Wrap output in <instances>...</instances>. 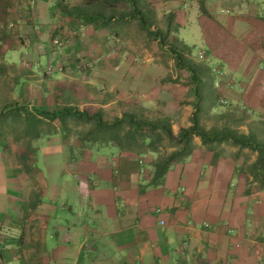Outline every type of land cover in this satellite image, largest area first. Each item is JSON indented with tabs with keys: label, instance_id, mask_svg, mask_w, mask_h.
<instances>
[{
	"label": "crops",
	"instance_id": "1",
	"mask_svg": "<svg viewBox=\"0 0 264 264\" xmlns=\"http://www.w3.org/2000/svg\"><path fill=\"white\" fill-rule=\"evenodd\" d=\"M206 5L207 15L199 14L196 25L211 64L231 73L229 88H217L223 102L241 103L263 115L264 0L248 1L236 10L210 11ZM36 9L48 30H35L27 51L10 50L17 61L31 64L43 57L52 64L67 60L63 64L68 66L74 58L91 54L101 56L103 65L91 66L85 78L76 70L75 78L66 75L67 69L56 70L43 85L21 74L16 83L24 94L18 100L17 88H11L7 91L11 101L1 109L22 104L48 111L64 95L65 106L81 105L82 99L89 108L108 110L134 100L145 106L157 104L169 120L181 107L188 110L182 91L166 84L167 71L150 65L155 57L145 56L149 64L142 69L133 66L125 53L105 60L112 37L107 27L63 17L72 20L71 27L60 31L58 24L52 25L56 8L39 4ZM55 33L76 39L72 49L47 51L46 40ZM83 78L89 84L85 93L76 85ZM44 138L39 155L45 174L34 168L36 163L19 164L5 147L0 150V264L264 263V187L262 193L244 197L231 160L205 150L201 142L194 140L189 156L169 168L162 186L141 192L152 175L142 179L143 168L148 173L150 167L139 160L142 155L110 144L71 143L61 134ZM34 184L37 192L31 195ZM57 202L62 215L51 205ZM57 218L50 228L48 223ZM204 224L209 228H202ZM255 235L259 243L251 241ZM183 241L187 244L181 248Z\"/></svg>",
	"mask_w": 264,
	"mask_h": 264
},
{
	"label": "rangeland",
	"instance_id": "2",
	"mask_svg": "<svg viewBox=\"0 0 264 264\" xmlns=\"http://www.w3.org/2000/svg\"><path fill=\"white\" fill-rule=\"evenodd\" d=\"M138 2V7L144 13L146 18L147 27L143 28L140 25V16L132 14V6L130 1H117L113 2L111 0H35L34 4H31L29 0H0V121H12L10 118H5L7 111H14L15 107L11 104V108L9 110L1 109L5 103H9L11 100V93L7 94V91L11 92L14 88H17V94L14 95L18 100L21 99L24 93H20L18 90L21 88L19 83H16L17 76H21V74L30 76V80L33 83H37L38 85H43V81H48L50 78V72L47 71L48 67H51L53 71H66V75L69 78H75L74 74L78 71L79 74L88 71L91 66L103 65V59L100 60L101 56H92L83 55L80 58H74V62L71 65H65L62 63H47L43 57H41L39 62L28 63V62H20L18 60V56L13 57L10 50H20L27 51L28 46L32 42V35L34 31L47 32V26L41 18L37 17V9L36 7L40 5H45L48 9L56 8V12H52V18L54 21L52 25H59V30H63L66 27L70 30L69 23L72 21L70 19L64 20V16L60 14V10L56 6V3L61 2L63 5L67 7H81L83 10L88 13H98L101 14V17L104 16L108 18L112 16L114 19L110 21L108 25V29L110 30V42L109 50H106V53L112 51V56L110 58H105V60L112 59L117 53L126 54L127 60L133 64V66H138L139 69L146 64L145 56L155 57L157 60L154 62H150L152 68L160 69L167 71V75L165 78L166 84L175 86L180 91H182L183 96L182 99L186 97L188 102H185L184 106L188 107V110L181 107L178 112H176L171 118L170 121L171 127H174L173 134L177 136L180 130L187 129L191 127V117L193 114V104L195 102L194 96L192 94V86L190 83L189 74L185 71L178 69L175 65L174 56L171 53V49L174 47L178 53L184 55V57L197 65L205 66L204 63L209 67H212L211 73L216 75L218 78L215 80L212 75L209 77L207 75L203 76L202 82L203 86L200 88V94L202 97L201 100V108L199 113V121L200 126L209 131L212 127H223L229 126L232 129L239 131L240 133L247 134L250 130L254 132L257 136L258 140L264 142V114H260L259 112L252 111L245 107L241 103H224L223 97L217 89L220 85H224L229 88L231 85V73L228 69L224 70L220 68V66L212 65L211 61L208 59L206 52L203 47L202 34L199 27L196 25L198 23L197 17L201 13V4L205 9L206 7L210 11H219V9L224 8L228 10H236L240 4L246 3L251 0H136ZM31 9L33 11H31ZM8 10V11H7ZM34 15V16H33ZM31 18V20H30ZM33 18V19H32ZM80 22L88 24L83 19ZM57 21V22H56ZM178 21V22H177ZM201 22V20H200ZM55 23V24H54ZM202 27L204 23L201 22ZM23 28H22V27ZM187 27L184 31L183 28ZM46 29V30H45ZM57 29V28H56ZM24 31V32H23ZM52 31V28H51ZM157 31H161L163 36H166V39L163 41V44H160L159 40L154 39L153 36H150V33H156ZM182 31V32H181ZM180 34V38L178 35ZM183 41L184 44L190 46L188 51L185 52L183 50V43L179 40ZM54 40L62 41V47L59 49H55L53 45ZM76 39L69 38V35L66 39H62V35L60 33L52 34L49 39L46 40V49L51 52H64V47H71ZM116 40V41H114ZM174 45L172 48L171 46ZM185 46V45H184ZM7 51L10 52L8 56H6ZM203 51L205 53V59L202 61L197 60V52ZM68 53V52H67ZM73 53L76 55L77 52ZM106 53L103 55L106 56ZM72 54V53H70ZM5 55V57H1ZM103 58V57H102ZM14 61V62H13ZM18 66L16 69L12 66ZM149 65V66H150ZM73 69H72V67ZM42 68V71L39 68ZM39 70V71H38ZM76 70V72H75ZM213 70V71H212ZM220 70V71H218ZM32 71V72H31ZM39 73L38 77L34 76V73ZM214 72V73H213ZM226 74L227 77H222ZM88 75V74H86ZM84 75V78L85 76ZM79 77V76H77ZM78 81L76 85L82 92H87L89 84H85V79ZM66 84L70 85L67 79H63ZM77 81V80H75ZM80 82V83H79ZM216 84V85H215ZM184 86V87H183ZM171 87V86H169ZM187 88V89H186ZM21 90V89H20ZM187 91V92H186ZM12 95V96H13ZM10 99H9V98ZM181 99V100H182ZM58 105L52 104L50 110H38L40 112H48L54 113L60 109L65 107H72L75 109L77 114L85 113L89 117L91 113L96 112L95 115H100L101 121L105 123H111L115 119H120L123 115H129L135 117L136 120L139 118H144L147 120H157L159 118L165 117L164 108L160 105L153 106H145L144 103L137 102L136 100L130 101L128 103L121 102L118 105H115L114 110L108 109H100V108H89L86 106L85 99H82L81 105L73 106H65V102H67V98H64V95L58 99ZM185 101V100H184ZM13 103V102H12ZM2 104V106H1ZM98 104V103H97ZM22 108V120L28 115H33V107L29 109L27 106L20 104ZM120 116V118H119ZM38 121H45L40 124V131L43 133H47L52 131L62 135L67 141L71 143L78 142L82 144V137L94 138L96 135L91 131L94 128L93 122H84V118L79 119H70L68 120V133H62L60 131L59 122L50 123L43 116L37 115L36 118ZM169 119V118H168ZM26 120V119H25ZM28 121V120H26ZM89 121H96L94 118H91ZM9 124V123H8ZM19 126V125H18ZM20 127V126H19ZM125 129L129 128V125L125 123ZM51 128V129H50ZM23 126L20 127L17 131L13 127H4L0 124V150L5 147L8 153H10V158L12 161H17L19 164L23 162L22 165H25L24 162H34L36 166L34 168H38L41 170L43 174L45 172L42 168V158L39 155L41 153L39 150L45 144L44 137L39 139H29V137L22 136ZM22 130V131H21ZM122 134V133H121ZM194 140L201 142L198 137H193L190 142L189 149L193 150ZM110 145H114L109 143ZM124 147L129 148L128 142H122ZM168 139H164L158 147V155H152L148 152L142 154V157L139 160L142 163H149L148 173L146 169L143 168V180L152 173V165L156 163L157 159L160 156H167L172 153V151H179L176 146ZM201 145L205 150L216 152L222 158L231 160V163L234 165L235 170V180L238 179V187L242 190V194L244 197L249 196L250 194H260L262 193V188L264 187V183H261V178H256V173L252 169L253 161L256 159V154L247 149H237L228 143H213L211 145ZM176 147L177 149H174ZM130 149V148H129ZM147 148L144 150L146 151ZM131 152L139 155L142 150L137 145L131 146ZM180 152V151H179ZM2 151H0V154ZM141 156V155H139ZM21 157V159H20ZM35 157V158H34ZM142 158V159H141ZM150 171V173H149ZM36 184L33 186V190L31 191V195L37 192L35 189ZM261 196V195H260ZM39 197V201L46 203L47 201ZM52 206L57 207L60 212V203H52ZM261 205V204H260ZM260 205H257L258 207ZM62 215V214H61ZM59 218V216H58ZM57 219H54L48 223L49 227H52V224L55 225ZM60 219V218H59ZM257 223L261 220H257ZM204 225L202 226V228ZM204 227V229H208ZM256 234V233H254ZM253 237V235H252ZM250 239V238H249ZM253 238L251 241L258 242L261 240ZM264 264V263H263Z\"/></svg>",
	"mask_w": 264,
	"mask_h": 264
},
{
	"label": "trees",
	"instance_id": "3",
	"mask_svg": "<svg viewBox=\"0 0 264 264\" xmlns=\"http://www.w3.org/2000/svg\"><path fill=\"white\" fill-rule=\"evenodd\" d=\"M113 2L117 1H130L132 6V14L140 16V25L143 28L147 27V20L144 16V13L138 7V2L136 0H111ZM56 6L60 10V14L64 17L69 18H79L83 19L89 24L100 27H108L111 20L114 18L112 16L105 18L101 17V14L98 13H88L83 10L81 7L70 8L66 5H63L61 2L56 3ZM201 13L203 15H207V12L202 7L201 4ZM150 36H153L154 39H158L160 44H163V41L166 39V36L162 35L161 31H157L156 33H150ZM174 45L171 46V48ZM183 50L188 51V48L183 45ZM171 53L174 56L175 65L178 69L185 71L189 74L190 83L192 86V94L194 96V104H193V114L191 117V127L187 129H182L179 131L177 136H175L172 132L171 124L168 118L162 117L157 120H147L144 118H139L136 120L135 117L129 115H123L120 119H115L111 123H105L101 121L100 115H94L93 117L87 116L85 113L77 114L75 109L72 107H65L63 109L58 110L54 113L48 112H40L36 109H32L33 115H28L25 119L26 121H20L22 118V108L16 107L14 111H7L5 118H12V121H0V124L4 127L6 125L8 127H13L15 131L20 129L23 126L22 136L29 137V139H39L41 137H48L52 135H56L55 132H47L43 133L40 131V124L45 121H38L37 115L43 116L50 122L55 123L59 122L60 131L62 133H68V120L70 119H79L84 118V122H93L94 128L91 131L96 135V137L88 138L82 137L81 141L85 144H89L90 147L107 145L109 143L114 144L115 146L121 148L122 150L130 151L131 146H139L142 152L139 155H142L145 152H148L152 155H158V147L164 139H168V141L172 142L180 151H172V153L167 156H160L156 163L152 165V175L150 181L148 183L141 185V192H143L146 188L149 187H158L162 186L164 182V178L169 170V168L177 162L182 161L187 158L190 154V142L193 137H198L201 140V143L205 146L208 144L211 145L213 143H228L237 149H247L256 154V159L253 161L252 169L256 173V178H261V183H264V142L258 140L257 136L254 134L252 130L249 133L244 134L239 131L230 128L229 126L223 127H212L209 131L200 126L199 121V113L201 108V94L200 88L204 85L202 82V77L207 75L213 76L215 80V73H211L212 67H208L205 63V66L197 65L192 61L186 59L183 54L178 53L176 48L171 49ZM213 71V70H212ZM220 71V70H218ZM91 118H94L96 121H89ZM9 123V124H8ZM127 123L129 128L125 129L124 125ZM20 127H19V126ZM51 129V128H50ZM122 133V134H121ZM127 141L129 148L124 147L122 142ZM174 147V149H177ZM145 148L146 151L144 150Z\"/></svg>",
	"mask_w": 264,
	"mask_h": 264
},
{
	"label": "built area",
	"instance_id": "4",
	"mask_svg": "<svg viewBox=\"0 0 264 264\" xmlns=\"http://www.w3.org/2000/svg\"><path fill=\"white\" fill-rule=\"evenodd\" d=\"M30 1V3L31 4H34V1L35 0H29ZM114 41H116V40H114ZM53 45L55 46V49H59V48H61L62 47V41H60V40H54L53 41ZM112 51H109L107 54H106V56H105V58H110L111 56H112ZM205 59V53L203 52V51H198L197 52V60H199V61H202V60H204ZM47 71L48 72H50L49 74L51 75L52 74V72H53V70H52V68L51 67H48L47 68ZM160 212V210H157V213H159ZM163 223L161 222V225H162ZM207 226H209V225H207V224H204V227L205 228H207ZM186 242L185 241H183L182 243H181V248H184L185 246H186Z\"/></svg>",
	"mask_w": 264,
	"mask_h": 264
},
{
	"label": "clouds",
	"instance_id": "5",
	"mask_svg": "<svg viewBox=\"0 0 264 264\" xmlns=\"http://www.w3.org/2000/svg\"><path fill=\"white\" fill-rule=\"evenodd\" d=\"M107 53H108V52H107ZM107 53H106V54H107ZM104 58H105V56H104ZM53 72H54V71H53ZM53 72H52V73H53ZM51 75H52V74H51Z\"/></svg>",
	"mask_w": 264,
	"mask_h": 264
}]
</instances>
